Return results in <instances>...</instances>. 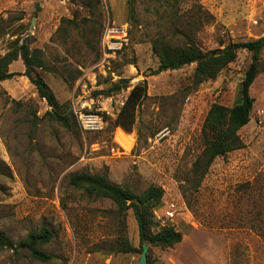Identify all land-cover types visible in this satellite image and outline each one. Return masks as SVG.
Returning a JSON list of instances; mask_svg holds the SVG:
<instances>
[{
  "label": "rangeland",
  "instance_id": "1",
  "mask_svg": "<svg viewBox=\"0 0 264 264\" xmlns=\"http://www.w3.org/2000/svg\"><path fill=\"white\" fill-rule=\"evenodd\" d=\"M162 3L0 0V56L16 37L41 49L51 69L44 78L70 119L69 127L51 120L52 108L25 75L0 81V232L14 242L43 228L53 235L43 246L51 260L0 248V264H139L141 253L117 251L122 235L140 248L132 211L122 217L109 199L71 186V175L83 171L105 174L137 193L161 187L162 204L155 210L170 201L181 207L172 224L182 241L171 248L149 246L151 264H264V49L263 70L250 88L251 121L239 132L245 146L217 157L195 188L191 169L204 149L205 117L214 103L232 106L240 100L252 52L240 50L216 79L198 86L191 80L195 63L150 75L159 64L152 40L166 27L158 13ZM194 3L213 16L197 33L206 51L264 35V0H184L183 10ZM73 18L78 27L63 24ZM112 27L128 33L117 51L105 42L117 36L108 32ZM9 71L23 73L22 59ZM120 78L131 86L146 79L148 85L131 132L115 126L131 88L97 95ZM80 113L102 121L85 130Z\"/></svg>",
  "mask_w": 264,
  "mask_h": 264
},
{
  "label": "trees",
  "instance_id": "2",
  "mask_svg": "<svg viewBox=\"0 0 264 264\" xmlns=\"http://www.w3.org/2000/svg\"><path fill=\"white\" fill-rule=\"evenodd\" d=\"M183 2L184 0H163L160 5L158 13L161 21L166 23V27L165 31L152 40V50L158 57L159 64L150 75L178 70L195 63L191 80L193 85L198 86L205 81L216 79L230 63L236 60L240 50L252 52V62L242 81L240 100L232 106L212 104L203 122L201 138L204 149L196 157L191 169L192 184L198 188L217 157H226L228 153L245 146L239 132L251 121L255 99L250 94V88L257 75L263 70L261 52L264 49V35L253 40L230 42L223 48L206 51L199 44L197 33L204 24L211 22L213 16L199 3H194L188 9L189 11H184ZM88 4H92L91 1ZM40 9V5L37 4L36 12ZM130 11L134 13L132 4H130ZM183 19L186 24L180 22ZM87 20L85 17L82 19L83 23ZM64 23L78 27V22L74 18L65 19ZM62 28L64 25H61ZM15 35L12 34V36ZM18 59H22L25 71L23 73L10 72L9 66ZM46 71H51V69L45 61L42 50L31 48L27 39L23 41L19 37L12 39L8 44V50L0 56V81L16 75H25L35 86L38 95L45 99L52 108L47 113L50 119L69 127L70 119L61 112L57 97L44 78ZM128 88L131 89L118 114L115 126L131 132L136 108L147 97L146 79L131 86L129 79L120 78L112 83L111 87L98 91L97 95L109 96L113 92ZM69 183L96 199H109L117 206L116 213L122 217H125L129 210L132 211L138 223L140 248L131 245L122 235L118 252L141 253L143 242H147L148 246L171 248L182 241V232L175 229L173 225L156 229L158 223L153 212L162 204L164 190L161 187L151 185L144 192L137 193L130 187H122L113 183L105 174H91L86 171L71 175ZM262 207L264 237V171ZM52 236L50 230L43 228L38 232H30L23 240L14 242L9 236L0 232V248L12 249L16 253L25 252L38 261L47 262L52 259V256L43 250V246L51 240ZM148 263L151 264L150 251L148 252Z\"/></svg>",
  "mask_w": 264,
  "mask_h": 264
},
{
  "label": "built area",
  "instance_id": "3",
  "mask_svg": "<svg viewBox=\"0 0 264 264\" xmlns=\"http://www.w3.org/2000/svg\"><path fill=\"white\" fill-rule=\"evenodd\" d=\"M110 33H117L116 38L106 40L108 50H120L128 40V33L124 27H112L108 29ZM264 112V111H263ZM261 111V113H263ZM79 121L85 130H94L97 125L101 123V118L96 114L80 113L78 115ZM181 207L174 201H170L163 206L160 211L155 210V220L159 227H167L173 225L172 222L178 215Z\"/></svg>",
  "mask_w": 264,
  "mask_h": 264
},
{
  "label": "water",
  "instance_id": "4",
  "mask_svg": "<svg viewBox=\"0 0 264 264\" xmlns=\"http://www.w3.org/2000/svg\"><path fill=\"white\" fill-rule=\"evenodd\" d=\"M148 252H149V246L147 242H143L142 252L139 258V264H149L148 263Z\"/></svg>",
  "mask_w": 264,
  "mask_h": 264
}]
</instances>
